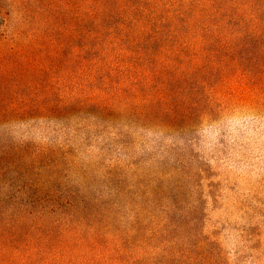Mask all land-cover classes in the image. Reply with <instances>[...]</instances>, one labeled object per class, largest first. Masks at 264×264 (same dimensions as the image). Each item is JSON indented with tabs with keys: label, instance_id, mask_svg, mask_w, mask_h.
<instances>
[{
	"label": "rangeland",
	"instance_id": "1",
	"mask_svg": "<svg viewBox=\"0 0 264 264\" xmlns=\"http://www.w3.org/2000/svg\"><path fill=\"white\" fill-rule=\"evenodd\" d=\"M194 2L0 0V264H264V26L159 30Z\"/></svg>",
	"mask_w": 264,
	"mask_h": 264
},
{
	"label": "trees",
	"instance_id": "2",
	"mask_svg": "<svg viewBox=\"0 0 264 264\" xmlns=\"http://www.w3.org/2000/svg\"><path fill=\"white\" fill-rule=\"evenodd\" d=\"M45 1L46 0H31V6H28V3H16V6H19L22 18L36 19L35 15L39 14L42 10H45L46 12L51 11L50 7L46 9ZM57 1H60L63 5H58L56 7V11L53 13L51 21L53 19L55 20L59 15H67L65 6L72 7V27L73 22L78 20L80 16H82V14L84 15L83 18L89 17V7L90 4H92V0ZM87 7L88 10L84 12V9H87ZM178 13V16H176L177 21H175V18H173L174 20L170 19L166 23H163L159 27V30L167 31L172 30V28H177L179 31H183L197 25H205V30L207 32L214 31L215 33L220 35V33L225 34L230 30L240 32L241 28H247V24H249V27H251V24L253 26L254 23H256V25L259 27L264 26V0H195L189 10H180ZM31 14L33 15L31 16ZM248 16L251 18L250 22H246L245 20V17ZM256 19H258V21H256ZM77 25L78 23L75 24V27ZM94 32L96 33V31L94 30L91 33ZM221 40L222 39H220V41ZM22 45L23 44L20 43L13 44V46L9 48V52L5 53V56L13 58L21 56L24 48V45ZM228 46L230 48V45ZM147 50L152 51L149 48H147ZM225 56L227 57V55ZM140 61L143 62V65H150V68L154 67V64H156L155 58L153 56H147L146 54L142 56ZM262 71L253 66H246L244 59L241 58L240 63H238L237 69L232 70L229 75L241 73L242 76H240V81L245 82L249 85H257L259 82L258 76ZM202 79L203 82L201 83V85L207 86L208 84L212 85L222 83L225 80V77H208ZM36 110L40 111L39 109ZM28 114L30 113L27 112V110L8 111L0 109V126H3L5 122H7L8 118L11 119L19 117L20 115L26 116Z\"/></svg>",
	"mask_w": 264,
	"mask_h": 264
}]
</instances>
